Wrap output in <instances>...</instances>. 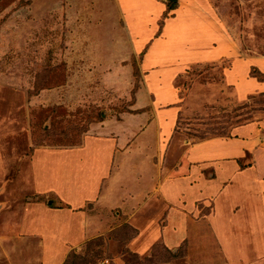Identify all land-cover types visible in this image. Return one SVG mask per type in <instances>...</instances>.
<instances>
[{"label":"rangeland","instance_id":"1","mask_svg":"<svg viewBox=\"0 0 264 264\" xmlns=\"http://www.w3.org/2000/svg\"><path fill=\"white\" fill-rule=\"evenodd\" d=\"M192 1L0 0V264H56L70 245L68 264H264V230L233 223L241 197H226L237 186L213 182L210 165H195L208 183L156 191L192 172L184 142L264 123V98L241 102L222 81L236 61L264 60V0H195L189 19L202 12L215 29L192 41V27L186 38L174 22L164 34L175 7ZM185 39L230 52L176 79L184 110L165 139L146 76L163 73L160 54ZM88 140L111 147L101 164Z\"/></svg>","mask_w":264,"mask_h":264},{"label":"crops","instance_id":"2","mask_svg":"<svg viewBox=\"0 0 264 264\" xmlns=\"http://www.w3.org/2000/svg\"><path fill=\"white\" fill-rule=\"evenodd\" d=\"M179 3L181 4L180 0L178 3H173V4H179ZM161 5L164 6V4ZM199 5L200 3L194 0L192 1V3L185 4V6L183 7H180L181 5L176 6L177 10L175 9L176 11H173L174 12L173 15L174 19H172L173 22L166 23V25L164 26V30H165L164 34L166 33V35L168 36V34L170 33L171 34L175 33L174 29H172V25H173L172 23L174 22L176 24V27H180L179 28L180 31H178L180 33L178 35L183 34V37L185 36L184 33H186V31L184 30H187V28L192 27L193 30L191 31L192 41L194 38L198 39L200 36L205 34V32H208L210 28L215 29L214 26H211L209 27L208 30V27H206L207 24H205L206 20L204 19L203 22L201 20L203 16L202 12L198 19L194 18L195 14L194 16L192 14L197 11ZM147 8H150V5L148 6V1H147ZM191 9L193 10V12L191 14V18L189 19V12L191 11ZM163 10L167 12V9L166 10L163 9ZM207 23L209 22L207 21ZM195 29L196 31H194ZM199 29H202L203 31ZM206 35L207 37L209 36L214 38V36H217L218 34H214L213 31L212 34L209 32L206 33ZM171 40H172V35H170V37L167 38V41H171ZM187 40L188 39H185L183 44L178 47H175L172 43H169L168 45L169 47H167L166 50L162 51V53L160 54V61L163 65L162 68L163 73L153 74V75L149 74L148 76H146V78H148L147 79L148 90H149L148 92L154 96L155 98L154 103L159 104L160 107V110L159 109L157 110L155 117L157 119V123H158L157 125H159V128L162 131V135H163L162 137H164L165 139L166 136L170 135L171 133H172L171 135L174 134L175 128L177 127L176 126L177 121L184 110L182 105L184 102L182 104L174 103L179 96V91L175 85L176 79L178 77L179 78L182 77V75L185 73V70L194 63L203 64V63L217 62L218 60L225 58L227 56V53L230 52L228 47H226V45H224L223 43L222 45L220 44V46L218 47H213L210 49L205 48V50L199 48H195L196 50L186 48L185 46L187 44L186 43ZM173 48H177V49L175 51H172ZM258 67L264 71L263 59H261L259 63H256L255 61L252 62L250 60L236 61V63L234 64V66H232L231 69L230 68L226 69L223 73L222 81H224V87L234 89L236 91L238 100H240L241 102L246 101L248 97L253 96V94L255 93H258V96L262 97L261 95L264 94V81H261L254 76L252 77V73H251V70L253 71L254 68H258ZM262 74L264 75L263 72ZM162 75L164 76V78L162 77ZM165 76H167L166 79ZM213 96L210 97L214 98L215 96L214 97ZM213 102L216 104L215 100H213ZM213 102L207 101L205 102V104L211 106V108H214ZM219 109L223 110L225 108L222 107ZM259 121H255L254 123L247 125L236 126L232 128L230 134H227L228 136H219L193 143L184 142V146L186 147V151H187V156H186L187 158L186 164H188L187 168L191 166L192 172H190L189 176H187L186 178L183 176L184 178L182 177V180L178 177L175 178L166 177L164 178V180L158 181V184H160V188L156 190L157 192H159L158 194H160V189L163 186L162 181L164 185L170 184L171 186L174 187L176 184L181 185L182 182L188 184L189 182L193 181L195 177H198V180L201 183H208V179H206V177L204 178L201 177L202 172L201 171L199 172L198 168H195V165L197 164L203 165V163H206L207 165H210L213 168L214 174L216 175L213 176L214 179L212 178L213 182L217 177H220L223 178L222 182L224 183V185L234 183L233 185L237 186L232 189V192L234 191L238 195L237 194L231 196L228 195V197H226L227 202L231 201L234 198H238V196L241 197V203L243 208L237 205L239 207L238 210L232 211L231 209V215L229 217L231 218L233 223L245 225V222L242 221V219L246 218L249 221V223H251L252 226L258 224V226L255 225L256 228L259 229V227H261L260 230L261 231L264 230V210L262 209L260 211L259 209V206H261L262 201H264V195H263L264 193L261 195L260 193H258L259 196L258 197L255 196L256 193L252 192L253 187H255L257 184L264 183V143H263L264 123L263 124H261L262 122L256 123ZM92 147H96V151H97L96 161L99 162V164H101L102 158L100 159V157L103 156L104 153H108L111 147H108V144L105 140L104 141L88 140L84 150L88 151ZM249 155L252 156L250 157V159H249ZM246 158L249 160L245 161ZM142 165L143 166L147 165L149 168H152V165L148 159L143 160ZM153 174H155L156 176L155 178H157L156 173L154 172ZM171 186L169 187L170 188L169 191H171V189L173 188V187L171 188ZM224 187H225L224 192L226 193L227 187L226 186ZM236 189H240V192H236L237 191ZM247 204H249L250 207L248 208V210H245L244 208H246ZM48 208L50 207L48 206ZM56 208L64 209V207H56ZM222 212L223 211L221 210V216H222ZM80 216L81 215L79 213L78 217L79 219H81L80 222L82 224V228L85 229L84 226L86 223V219H84L85 214L82 216V218ZM221 219L222 218H220L219 220ZM247 228L249 229L250 227ZM252 229L254 230L255 227ZM72 246L70 245V248L65 253L66 255L64 254L65 256L60 258V260H58L56 264L65 263L70 253L69 250L71 249Z\"/></svg>","mask_w":264,"mask_h":264},{"label":"trees","instance_id":"3","mask_svg":"<svg viewBox=\"0 0 264 264\" xmlns=\"http://www.w3.org/2000/svg\"><path fill=\"white\" fill-rule=\"evenodd\" d=\"M169 5V4H168ZM172 6H174V5H171V7ZM176 8V7H175ZM175 8L174 7H172V8H170L171 10H175ZM170 10V11H171ZM252 75L253 76H255L256 78H258L259 80H261V81H264V75L260 72V71H258L257 69H253V72H252ZM262 96V98H264V94L263 95H261ZM262 104L264 105V101H262ZM247 107V106H246ZM262 107V106H261ZM245 108V107H244ZM263 108H264V106H263ZM264 110V109H263ZM70 256H71V254L69 255V257L67 258V260L65 261V263L64 264H68L69 263V261H70Z\"/></svg>","mask_w":264,"mask_h":264},{"label":"water","instance_id":"4","mask_svg":"<svg viewBox=\"0 0 264 264\" xmlns=\"http://www.w3.org/2000/svg\"><path fill=\"white\" fill-rule=\"evenodd\" d=\"M166 1H168L170 3H178L179 2V0H166Z\"/></svg>","mask_w":264,"mask_h":264}]
</instances>
